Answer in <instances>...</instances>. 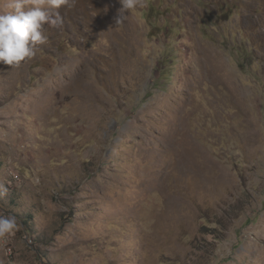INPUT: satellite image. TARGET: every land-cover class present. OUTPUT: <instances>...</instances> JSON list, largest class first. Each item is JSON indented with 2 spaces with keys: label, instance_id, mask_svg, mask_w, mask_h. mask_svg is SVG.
I'll return each instance as SVG.
<instances>
[{
  "label": "rangeland",
  "instance_id": "obj_1",
  "mask_svg": "<svg viewBox=\"0 0 264 264\" xmlns=\"http://www.w3.org/2000/svg\"><path fill=\"white\" fill-rule=\"evenodd\" d=\"M144 3L0 63V264H264V0Z\"/></svg>",
  "mask_w": 264,
  "mask_h": 264
},
{
  "label": "clouds",
  "instance_id": "obj_2",
  "mask_svg": "<svg viewBox=\"0 0 264 264\" xmlns=\"http://www.w3.org/2000/svg\"><path fill=\"white\" fill-rule=\"evenodd\" d=\"M72 0H10L8 11L0 13V63L19 67L33 59L40 46L47 43L45 26L61 28V7ZM121 5L114 18L119 26L127 19V13L145 6L144 0H118ZM3 191L6 192V189ZM20 225L16 216L0 214V242L15 236Z\"/></svg>",
  "mask_w": 264,
  "mask_h": 264
}]
</instances>
